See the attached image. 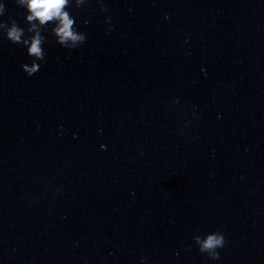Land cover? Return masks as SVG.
I'll return each mask as SVG.
<instances>
[{
  "label": "water",
  "instance_id": "1",
  "mask_svg": "<svg viewBox=\"0 0 264 264\" xmlns=\"http://www.w3.org/2000/svg\"><path fill=\"white\" fill-rule=\"evenodd\" d=\"M66 7L31 76L0 29V264H264V0Z\"/></svg>",
  "mask_w": 264,
  "mask_h": 264
},
{
  "label": "clouds",
  "instance_id": "2",
  "mask_svg": "<svg viewBox=\"0 0 264 264\" xmlns=\"http://www.w3.org/2000/svg\"><path fill=\"white\" fill-rule=\"evenodd\" d=\"M71 0H17V3L26 9L25 20L29 22V31L33 32L30 37H25V29L17 24L15 20L5 22L0 20V29H4L6 38L13 42H23L27 45V53L34 59L30 64H21V69L28 76L36 73L40 64L38 61L43 60L44 52L40 26L51 23V31L55 34L58 43L68 48H75L79 43L86 39L84 32L77 31L75 27V17L70 14L67 5ZM4 12L3 0H0V16ZM167 13L165 18L167 19ZM103 147V145H102ZM195 243L198 251L207 253L212 260L220 257L218 249L225 244V235L223 231H210L203 236L196 235ZM145 261L146 257H141Z\"/></svg>",
  "mask_w": 264,
  "mask_h": 264
}]
</instances>
